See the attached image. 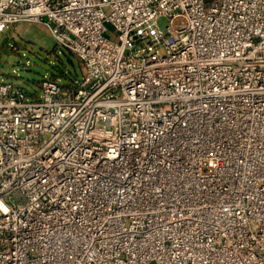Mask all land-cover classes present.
Here are the masks:
<instances>
[{
	"label": "built area",
	"instance_id": "built-area-1",
	"mask_svg": "<svg viewBox=\"0 0 264 264\" xmlns=\"http://www.w3.org/2000/svg\"><path fill=\"white\" fill-rule=\"evenodd\" d=\"M27 22L83 73L0 82V264H264V0H0Z\"/></svg>",
	"mask_w": 264,
	"mask_h": 264
},
{
	"label": "rangeland",
	"instance_id": "rangeland-1",
	"mask_svg": "<svg viewBox=\"0 0 264 264\" xmlns=\"http://www.w3.org/2000/svg\"><path fill=\"white\" fill-rule=\"evenodd\" d=\"M103 12L106 14L107 10ZM158 24L164 28L166 22L160 19ZM107 29V38L115 40L113 30L109 26ZM57 64L66 67L65 81L54 80L59 71ZM82 73L83 69L76 67L69 52L57 47L40 23H19L0 34V82L12 83L28 96L40 94V83L44 79L64 86L78 81Z\"/></svg>",
	"mask_w": 264,
	"mask_h": 264
},
{
	"label": "trees",
	"instance_id": "trees-1",
	"mask_svg": "<svg viewBox=\"0 0 264 264\" xmlns=\"http://www.w3.org/2000/svg\"><path fill=\"white\" fill-rule=\"evenodd\" d=\"M69 55L74 59L75 64H76V67L77 68H82V64L79 61V59L76 56H74L73 54H71V53H69ZM70 64H72L71 61H70ZM57 69L59 71L58 72L56 71L55 76H54V78H55L54 80H57V81H65V78L64 77L66 76V73H65L64 70H66V67L63 64L62 65H58L57 64ZM78 81H74V82L72 81L73 82L72 84H70V83L64 84V86H62V87H65V88L71 87V86L75 85Z\"/></svg>",
	"mask_w": 264,
	"mask_h": 264
}]
</instances>
